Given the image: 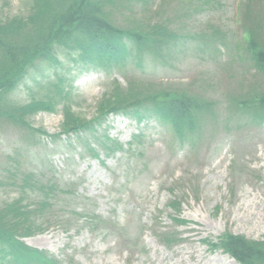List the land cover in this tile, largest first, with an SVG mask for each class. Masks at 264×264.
I'll return each mask as SVG.
<instances>
[{"label": "rangeland", "instance_id": "rangeland-1", "mask_svg": "<svg viewBox=\"0 0 264 264\" xmlns=\"http://www.w3.org/2000/svg\"><path fill=\"white\" fill-rule=\"evenodd\" d=\"M30 6L31 0H0V17L27 15ZM112 19L123 27L167 22L182 37L162 62L146 60L139 67L128 59L110 72L82 69L61 53V65L43 63L30 73L14 93L16 100L52 95L50 82L66 77L72 80L64 87H73V108L91 119L116 81L126 87L136 79L190 88L212 101L215 117L192 144L178 141L157 120L111 115L97 135L117 142L115 152L91 133H83L82 141L76 135L42 136L40 144H32L21 131L3 126L0 205L21 195L29 202L42 199L36 189L21 192L28 173L66 189L55 194L45 231L25 239L64 264H239L202 240H216L226 231L264 240V125L240 121L232 109L237 96L264 87V72L243 53L250 26L264 23V0L138 1L114 9ZM216 28L223 35L207 44L200 36ZM63 120V103L30 118L49 134L60 133ZM86 143L98 150L99 159L89 155ZM8 170L17 173L15 184ZM170 201L180 209L170 208ZM91 216L100 219L93 225ZM170 232L179 234V243L167 247L159 237Z\"/></svg>", "mask_w": 264, "mask_h": 264}, {"label": "trees", "instance_id": "trees-1", "mask_svg": "<svg viewBox=\"0 0 264 264\" xmlns=\"http://www.w3.org/2000/svg\"><path fill=\"white\" fill-rule=\"evenodd\" d=\"M148 0H31L27 15L3 19L0 17V128L12 127L22 132V138L32 144H40L42 136L53 140L76 135L80 141L83 133H91L109 152L120 149L117 142L107 135L99 136V129L111 114L137 119L139 122L157 120L168 127L178 141L196 143L203 136L204 124L215 117L213 103L190 88L132 79L124 87L116 81L97 105L96 115L89 119L73 108L72 85L64 87L66 77L50 82L52 95L45 98L32 96L25 103L16 100L14 93L23 85L32 71L43 63L61 65L59 55L65 54L82 69L110 72L121 68L126 60L133 59L143 67L146 60L157 63L177 47L181 35L167 22L150 23L147 28L127 27L112 19L114 9ZM208 3L209 0H202ZM200 8V7H198ZM264 23L251 25L248 30L246 58L255 68L264 72ZM223 31L200 37L207 44L219 41ZM245 56V55H244ZM240 57L242 55L240 54ZM57 75V73H56ZM232 109L239 112L240 121L255 127L264 125V87H257L237 96ZM63 103L61 132L49 134L35 127L30 118L39 111L56 109ZM111 142V144L107 143ZM85 147L93 158L100 153L92 145ZM123 148V146H122ZM11 183L15 184V171L8 170ZM10 183V184H11ZM22 193L26 187L38 190L42 199L29 202L25 195L0 205V264H64L48 251L29 245L25 239L45 231V220L52 215V200L56 193L66 192L55 181L43 182L33 173L24 175ZM176 201L170 208L180 209ZM97 216L88 218L94 225ZM173 220L185 222L184 219ZM179 234L164 233L159 239L172 247L179 243ZM212 251L222 250L239 264H264V240L250 239L241 234L226 231L213 240H202ZM72 263L71 261L68 262Z\"/></svg>", "mask_w": 264, "mask_h": 264}]
</instances>
